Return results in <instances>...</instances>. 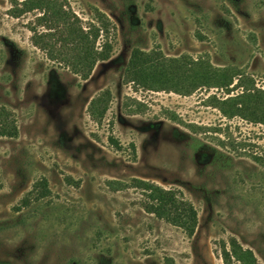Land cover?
Segmentation results:
<instances>
[{
  "label": "rangeland",
  "instance_id": "1",
  "mask_svg": "<svg viewBox=\"0 0 264 264\" xmlns=\"http://www.w3.org/2000/svg\"><path fill=\"white\" fill-rule=\"evenodd\" d=\"M25 1L0 0V264H264V0Z\"/></svg>",
  "mask_w": 264,
  "mask_h": 264
},
{
  "label": "trees",
  "instance_id": "2",
  "mask_svg": "<svg viewBox=\"0 0 264 264\" xmlns=\"http://www.w3.org/2000/svg\"><path fill=\"white\" fill-rule=\"evenodd\" d=\"M33 3H35V5H33ZM46 3L53 4V2H49V0H26L25 2H23L24 10H21V13L25 10H28V11H31L34 9L45 10L47 7L50 6V5H45ZM44 5H45V8H42V6ZM47 16H50L52 18H55V17L57 18L59 16V11L49 12ZM47 16L45 12L43 16L41 17V19H46ZM90 36L93 37L94 40L97 38V34H90V35L89 34H77V37H78L77 40L80 41V45H81V44L86 43L87 40H89ZM95 55H96V58L91 60V63L89 64V68H87L88 67L87 65L83 69H74L75 73L77 74L83 73V77L87 79L92 72V69H93V66L96 60L98 58H101V59L105 58L104 56H102L101 53L95 52ZM193 63L199 66L195 68L196 71L194 75L192 76V78L194 80H197L199 83L197 81L195 82L198 84L201 83V85L206 84V83L209 84L208 83L209 80L214 79V76L211 77V75L209 76V75L203 74V70H205V68L201 65L202 63H199V61L193 62ZM150 68L151 67H149L147 63H141L140 65H138V74L141 79L143 78L144 81H148L153 78H158V79L163 78L161 77L162 72L158 74L159 71L158 69H156L152 73ZM80 71H84V72H80ZM225 79L227 78L225 77ZM235 100L231 99L228 102H225V104L234 101L232 109L237 111L236 113H240L242 111V108L243 109L246 108V105L244 106V102H240L241 100L239 102L238 100L237 101ZM249 102L251 104L250 106H253V108L256 107V104H257L256 101L252 102L251 100H249ZM250 106L248 105L247 108H250ZM223 113L230 117L234 115H238V114H234V112H232V114H229L225 109H223ZM256 159L260 161V159L258 158ZM136 183H138V186L142 187L145 191L148 190L150 192L149 195L154 204L151 206L149 212L155 214L159 218L167 219L170 223L176 226L184 227L186 232L190 236L194 234L197 223H198V216H197L196 211L191 205L177 203L175 194H173V192L171 191L163 190L160 187L148 184L143 181H136ZM230 244L232 247V255L236 257L239 261H241L244 264H255L256 263V258L251 251L243 250V248L235 240H232ZM232 255L230 252L224 251V260L227 264L229 263V260L232 258L231 257Z\"/></svg>",
  "mask_w": 264,
  "mask_h": 264
}]
</instances>
